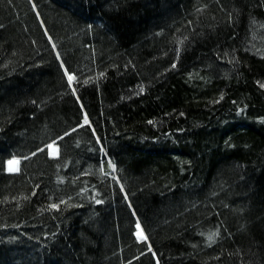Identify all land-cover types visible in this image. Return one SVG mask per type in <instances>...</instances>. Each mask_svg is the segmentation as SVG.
Here are the masks:
<instances>
[{
  "label": "trees",
  "instance_id": "1",
  "mask_svg": "<svg viewBox=\"0 0 264 264\" xmlns=\"http://www.w3.org/2000/svg\"><path fill=\"white\" fill-rule=\"evenodd\" d=\"M261 85L264 0H0V264H264Z\"/></svg>",
  "mask_w": 264,
  "mask_h": 264
},
{
  "label": "snow or ice",
  "instance_id": "2",
  "mask_svg": "<svg viewBox=\"0 0 264 264\" xmlns=\"http://www.w3.org/2000/svg\"><path fill=\"white\" fill-rule=\"evenodd\" d=\"M58 59H59V56H58ZM61 66L63 67V65H61ZM65 76L67 77V81H68L69 86H71L73 84V82L76 80L75 75L70 74L67 69H65ZM261 87H264V85H261ZM73 91H75V89H73ZM87 123H88L87 116H85V124H87ZM66 135H67V133H66ZM46 147L53 148V145H47ZM41 151H43V149H41ZM52 155L54 157L57 156L58 155V149L53 148ZM9 164L10 165H12V164L17 165V167H10L9 168L10 172H18L19 171V167H18L19 161L18 160L17 161H9ZM97 203H100V201H97ZM52 207L56 208L57 205H52ZM136 227H137V229H140L139 223H137ZM137 237L139 239H143V240L147 239V237L144 236L142 229L137 232ZM211 239H212V237L210 236L209 240H211Z\"/></svg>",
  "mask_w": 264,
  "mask_h": 264
},
{
  "label": "rangeland",
  "instance_id": "3",
  "mask_svg": "<svg viewBox=\"0 0 264 264\" xmlns=\"http://www.w3.org/2000/svg\"><path fill=\"white\" fill-rule=\"evenodd\" d=\"M255 33H256V34H253L252 36H253V39H254V40H257V37H258L259 32H255ZM53 148H55V146H53ZM53 148H50V149H49V153H50L51 156H53V155H52ZM55 149H56V148H55ZM17 160H18V159H17ZM17 160H11V161H17ZM18 161H19V160H18ZM20 163H21V162L19 161V165H18V167L20 166ZM10 167H17V165H15V164L10 165L9 162H8V163H7V166H6V169H7L8 172H10V171H9V168H10ZM10 173H13V172H10Z\"/></svg>",
  "mask_w": 264,
  "mask_h": 264
}]
</instances>
